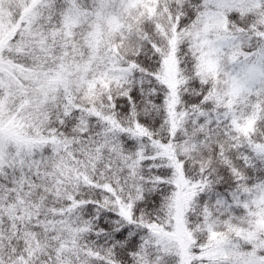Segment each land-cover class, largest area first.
Here are the masks:
<instances>
[{"label": "snow or ice", "instance_id": "snow-or-ice-1", "mask_svg": "<svg viewBox=\"0 0 264 264\" xmlns=\"http://www.w3.org/2000/svg\"><path fill=\"white\" fill-rule=\"evenodd\" d=\"M0 264H264V0H0Z\"/></svg>", "mask_w": 264, "mask_h": 264}]
</instances>
